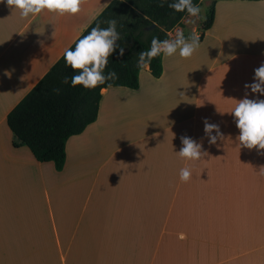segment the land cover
<instances>
[{
  "label": "crops",
  "instance_id": "0c3cea01",
  "mask_svg": "<svg viewBox=\"0 0 264 264\" xmlns=\"http://www.w3.org/2000/svg\"><path fill=\"white\" fill-rule=\"evenodd\" d=\"M112 1L27 19L0 3V264H264V152L237 147L230 114L246 92L264 100L245 89L264 64V0H210L190 58L163 55L161 77L148 65L137 90L103 89L62 171L14 146L8 114ZM203 21L178 28L200 37ZM205 120L224 135L215 145ZM184 136L207 155L179 157Z\"/></svg>",
  "mask_w": 264,
  "mask_h": 264
},
{
  "label": "trees",
  "instance_id": "16d2710c",
  "mask_svg": "<svg viewBox=\"0 0 264 264\" xmlns=\"http://www.w3.org/2000/svg\"><path fill=\"white\" fill-rule=\"evenodd\" d=\"M201 1L193 0V3L200 5ZM173 2L174 0H113L81 38L97 25L107 28V21H117V32L120 35L117 44L126 47L125 54L121 57L117 49L109 57L105 75L114 70L118 79L107 81L95 89L88 90L83 86L74 88L71 86V77L78 73L67 66L62 57L8 114L7 124L14 135V146H27L37 161L52 162L58 172L62 171L67 158V141L72 136L83 133L97 120L102 89H139V74L142 69L138 67V54L151 47L153 37L169 39L168 33L183 26L187 13L175 12L169 8L168 5ZM162 3L163 7L160 6ZM214 17L212 5L200 25V41L212 27ZM153 24L156 26L150 28ZM149 69L153 77H161L163 54L151 60ZM65 77L69 78L67 84L64 83ZM54 89H59V92Z\"/></svg>",
  "mask_w": 264,
  "mask_h": 264
},
{
  "label": "clouds",
  "instance_id": "9594fccd",
  "mask_svg": "<svg viewBox=\"0 0 264 264\" xmlns=\"http://www.w3.org/2000/svg\"><path fill=\"white\" fill-rule=\"evenodd\" d=\"M6 3L10 9L19 11L21 18L27 19L29 16H36L45 11L55 15H76L81 12L82 0H0ZM163 7V3L160 5ZM175 12H186L183 22L189 25L195 24L200 18L202 9L200 5L194 4L193 0H174L168 5ZM107 28L97 25L87 35L83 36L75 44V48H65L63 57L66 65L71 67L78 74L71 77V86H83L85 89H95L107 81L118 79L117 73L109 71L105 75L109 57L117 49L121 57L125 54V48L118 46L120 35L117 32V21L106 22ZM169 39L160 40L153 37L151 47L141 51L138 56V67L143 69L148 67L151 60L163 54L171 57L177 52L182 59L190 58L200 47V37L193 30L188 36L184 31L176 28L173 33H168ZM55 37V32L53 33ZM64 83H69V78L65 77ZM245 89H250L251 93L264 95V64L255 69L254 82L245 84ZM57 93L59 89H54ZM103 91V89H102ZM222 114V113H221ZM235 117V123L239 129L236 137L239 148L258 149L264 152V100L250 99L246 92L245 98L236 100L235 106L230 113ZM204 131L209 143L215 145L217 140H223L224 135L217 124L204 121ZM215 132V135L213 133ZM182 147L176 154L189 161H200L207 155L202 151V144L197 143L190 137H181ZM180 180L188 182L192 172L189 167L180 169ZM257 175L264 176V165L259 167Z\"/></svg>",
  "mask_w": 264,
  "mask_h": 264
},
{
  "label": "rangeland",
  "instance_id": "374dc122",
  "mask_svg": "<svg viewBox=\"0 0 264 264\" xmlns=\"http://www.w3.org/2000/svg\"><path fill=\"white\" fill-rule=\"evenodd\" d=\"M202 2V1H201ZM210 3V0H205L204 2H202L201 3V5H200V7H201V9H202V12H201V14H200V16L202 17V19L203 20H205L206 19V16H207V14H208V12H209V4ZM198 19H196V22H195V24H192V25H189L188 24V26L189 27H194V26H197V24H198ZM201 25V24H200ZM176 28H178V27H176ZM176 28H174L172 31H171V33H173L174 34V31H175V29ZM199 29H200V26H199ZM200 31H201V29H200ZM184 34H185V36H188L189 35V28H187V29H185L184 30Z\"/></svg>",
  "mask_w": 264,
  "mask_h": 264
},
{
  "label": "water",
  "instance_id": "95a60500",
  "mask_svg": "<svg viewBox=\"0 0 264 264\" xmlns=\"http://www.w3.org/2000/svg\"><path fill=\"white\" fill-rule=\"evenodd\" d=\"M156 25L155 24H153L150 28H153V27H155Z\"/></svg>",
  "mask_w": 264,
  "mask_h": 264
}]
</instances>
